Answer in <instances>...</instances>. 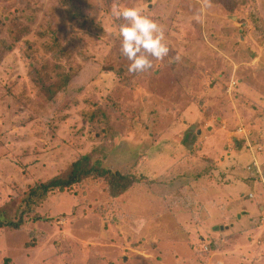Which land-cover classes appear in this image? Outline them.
<instances>
[{"label":"rangeland","instance_id":"obj_1","mask_svg":"<svg viewBox=\"0 0 264 264\" xmlns=\"http://www.w3.org/2000/svg\"><path fill=\"white\" fill-rule=\"evenodd\" d=\"M114 4L162 27L151 69ZM84 157L132 186L32 196ZM26 211L0 264H264V0H0V214Z\"/></svg>","mask_w":264,"mask_h":264},{"label":"clouds","instance_id":"obj_2","mask_svg":"<svg viewBox=\"0 0 264 264\" xmlns=\"http://www.w3.org/2000/svg\"><path fill=\"white\" fill-rule=\"evenodd\" d=\"M111 15L122 21L119 24L120 51L130 61V73H142L152 68V60L163 59L169 53L162 27L142 14L137 7L114 4Z\"/></svg>","mask_w":264,"mask_h":264},{"label":"trees","instance_id":"obj_3","mask_svg":"<svg viewBox=\"0 0 264 264\" xmlns=\"http://www.w3.org/2000/svg\"><path fill=\"white\" fill-rule=\"evenodd\" d=\"M66 6V5H65ZM108 67H111L108 64ZM63 77V83L64 85L62 87H58L55 92L57 94L59 93H65L66 89L68 88V85L73 79V74L69 73L68 71L64 72L60 75ZM114 106V104H112ZM91 120L93 121L95 119V115H90ZM103 117V116H102ZM97 118V117H96ZM195 134V133H194ZM239 145V144H238ZM89 161V158H82L80 161H77L72 166V171L66 176V177H59L57 179H54L48 184H43L39 187H37L33 192V197L37 194H40L42 196L48 195L52 191H65L67 189H71L78 183L82 182L84 178H87L88 176L95 175L99 178H103L104 180L109 182V187L111 189V194L113 197H118L124 193H126L129 188L133 184V180L128 175H123L121 173H115L111 169H107L104 166V163L102 161L95 162V165L92 166V169H88V171L85 170L84 166L87 165ZM84 168V169H83ZM33 194V193H32ZM22 212L20 214V221L19 223H15L13 221L11 222H5L2 218V215L0 214V228L3 227H10V228H20V224L22 225V219L23 217Z\"/></svg>","mask_w":264,"mask_h":264},{"label":"crops","instance_id":"obj_4","mask_svg":"<svg viewBox=\"0 0 264 264\" xmlns=\"http://www.w3.org/2000/svg\"><path fill=\"white\" fill-rule=\"evenodd\" d=\"M200 133V132H199ZM247 169V168H246ZM260 167L258 162L256 161V158L253 159V162L251 164H249L248 170L251 171L250 173L252 174V180L255 179L254 177H257L260 175ZM259 171V172H258ZM254 181L251 183V185L253 186ZM249 197H254V195H250ZM235 198V197H234Z\"/></svg>","mask_w":264,"mask_h":264},{"label":"built area","instance_id":"obj_5","mask_svg":"<svg viewBox=\"0 0 264 264\" xmlns=\"http://www.w3.org/2000/svg\"><path fill=\"white\" fill-rule=\"evenodd\" d=\"M251 199H252V197H251Z\"/></svg>","mask_w":264,"mask_h":264}]
</instances>
